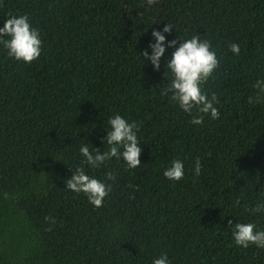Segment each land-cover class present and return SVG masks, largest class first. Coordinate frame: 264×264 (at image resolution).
Wrapping results in <instances>:
<instances>
[{
  "label": "trees",
  "instance_id": "obj_1",
  "mask_svg": "<svg viewBox=\"0 0 264 264\" xmlns=\"http://www.w3.org/2000/svg\"><path fill=\"white\" fill-rule=\"evenodd\" d=\"M8 14L29 17L42 53L24 64L0 51V264H151L161 252L171 264H264V251L234 246L228 232L236 218L264 227L241 215L264 186V104H246L264 76V0H0V25ZM164 22L210 41L219 119L191 126L158 93L165 58L158 71L141 65ZM111 113L139 124L142 165L109 162L111 192L94 209L64 181L75 142L102 147ZM176 158L185 177L171 183L162 171Z\"/></svg>",
  "mask_w": 264,
  "mask_h": 264
},
{
  "label": "clouds",
  "instance_id": "obj_2",
  "mask_svg": "<svg viewBox=\"0 0 264 264\" xmlns=\"http://www.w3.org/2000/svg\"><path fill=\"white\" fill-rule=\"evenodd\" d=\"M154 3L155 0H146V7L151 8ZM153 24L159 25L160 22ZM173 30L175 37L167 39ZM179 31L176 25L164 22L162 28L151 31V39L146 49L138 56L142 66L150 64L154 71L160 69L161 58H165L163 77L166 82L158 86L160 97L186 114L191 126H202L205 117L211 121L220 117L217 107L218 96L206 88L209 80L214 79L219 60L207 38H202L197 32H182L178 35ZM227 47L233 56H239L240 45L233 42ZM168 49L172 50L171 54L165 57ZM0 51L18 63L30 64L39 59L42 53L41 33L30 24L26 14L6 15V19L0 25ZM252 89L254 91L248 96L246 104L250 107L264 104V76L256 78ZM102 128L105 133L100 141L102 147H93L86 140L75 142L78 163L74 167L67 165L71 175L64 181V189L74 194H82L94 209L102 207L111 192L110 182L115 179V173L106 169L109 162H121L126 171L135 170L142 165L139 157L143 143L138 137L137 122L118 113H111L106 120L103 119ZM88 131L91 129L88 128ZM76 134L77 132H74V138ZM101 168L106 169L103 179H97L90 174L91 171ZM191 172L193 179L201 176L202 166L199 157L193 160ZM162 175L171 183L182 181L185 177L183 160L176 158L169 161ZM244 213L248 217L264 218V186L258 189L257 198L250 205H243L241 215ZM44 219L55 223L54 217L45 216ZM228 225L234 246L264 251V227L251 220L237 218L235 223L229 220ZM151 264H171V260L167 253L161 252L152 258Z\"/></svg>",
  "mask_w": 264,
  "mask_h": 264
}]
</instances>
